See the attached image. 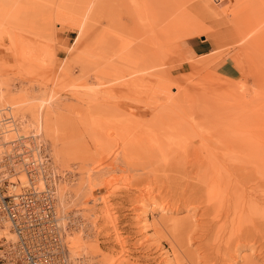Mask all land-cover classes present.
<instances>
[{
    "label": "rangeland",
    "instance_id": "rangeland-1",
    "mask_svg": "<svg viewBox=\"0 0 264 264\" xmlns=\"http://www.w3.org/2000/svg\"><path fill=\"white\" fill-rule=\"evenodd\" d=\"M1 95L86 264H264V0H0Z\"/></svg>",
    "mask_w": 264,
    "mask_h": 264
},
{
    "label": "built area",
    "instance_id": "built-area-1",
    "mask_svg": "<svg viewBox=\"0 0 264 264\" xmlns=\"http://www.w3.org/2000/svg\"><path fill=\"white\" fill-rule=\"evenodd\" d=\"M7 147V145H5ZM0 153V264H72L68 259L65 231L55 213L53 164L48 148L41 143V162L33 161L30 149ZM23 151V152H22ZM22 166L26 184L18 180ZM54 177H53V176ZM43 179V186L38 179ZM10 236V237H9Z\"/></svg>",
    "mask_w": 264,
    "mask_h": 264
},
{
    "label": "bare ground",
    "instance_id": "bare-ground-1",
    "mask_svg": "<svg viewBox=\"0 0 264 264\" xmlns=\"http://www.w3.org/2000/svg\"><path fill=\"white\" fill-rule=\"evenodd\" d=\"M34 112H35V110H34ZM47 113H49V112L47 111ZM29 116L32 119H30L29 122H27L26 119H25L26 123L24 122V118L23 119H17L18 117H16V115H14V105L13 104L7 105L5 103V101H4V99L2 98V95L0 96V153L3 152V149L2 148H4L5 151H7L8 153H13L16 150H17V153H20L21 150H24L23 149V147H24L26 149H30L31 157H33V161H35V162L39 161V163H40L41 162V158L39 156V152L41 151L40 147H41V143L44 144V145H46L45 142L41 139V137H39V135H31L30 136V135H25V133H22V132H26L29 129L32 130V131H34L36 129L35 128L36 125H38V127L40 129L37 128V130L39 129V130H41V132L43 131L52 140V143L54 144V147L56 148V151H55V152H57L56 153V156L58 158L60 157L61 160H62V158L64 159L67 156L68 151L64 149V146H63V143H62L63 141L61 142V133L62 132L60 130V125H59V123L57 121V118L54 117L52 114H46V118H44L42 112L41 111H38V110H37L36 113L30 114ZM250 128H252V127H250ZM239 129H240V127H239ZM250 130H252V129H250ZM256 130H258V128ZM253 134H255V133H253ZM256 135H257V133H256ZM256 135H254V136H256ZM254 136H252V138ZM222 139H223V137L220 138V140H222ZM245 140H243V142ZM223 142H225V140ZM226 142H225V145L228 144V142H227V144H226ZM240 142L242 143V141H240ZM245 144L246 145L247 144L249 145V143H245ZM5 145H7V147ZM46 147H47V145H46ZM47 151H49V148H48ZM49 156L51 158V162H52L53 167H54L53 168V174H54V176L57 179L54 182V184H55V196H56V203H55V213H56V217L58 218V222L61 220L60 221V225H63V223L67 225L66 222L67 221H70L69 220L70 219L69 213H72V212L65 213V212H63L62 209H67L71 205L79 204L81 201H83V198L85 197V195H84L83 192H80V191H78L77 194H73V195L72 194H68L66 196V194H64L60 198V203L62 205V208H61V205L59 203V186H60V183H61V178L59 176L58 169H57V167L55 166V164L53 162V159H52V156H51L50 151H49ZM21 160L23 161V163H21L20 166L18 167L20 169V174L18 175V178L17 179L13 180V182H15L16 180H18L21 184H26L27 183V180H28V177H27V174L26 173L25 174L23 173L25 171L23 170L22 166H23V164L25 162H27L28 157L21 158ZM71 177H72V174H71ZM71 177L70 176H67V179L69 181H72L71 180L72 179ZM38 184L41 187L43 186V179L41 177H39V179H38ZM73 216H75V214H73ZM74 221H76V220H74ZM237 221H239V224L238 225L241 224V226L246 223V221H242L241 220L240 216H239V218H238ZM73 222H71V223H73ZM81 222H83V221H81ZM80 223L78 224V222H77V224L75 225L77 228L75 227V230L76 229L79 230L80 226L84 222L82 224H80ZM173 223L175 224L176 227L181 224L180 222H173ZM74 224H75V222H74ZM252 225H254V223H252ZM180 226L177 227V228L181 229L182 227H180ZM64 228H65V226H64ZM70 229H71V225H70V227L67 226V230L65 231V235L67 234V232H69ZM240 229H242V228H240ZM235 230H237V229L235 228ZM69 235H70V233H69ZM78 236H80V235H78ZM66 237H67V235H66ZM81 240L82 239L81 238L79 239V237H76L74 239V236H73V238L72 237L69 238V240L68 241H65V243H64L65 244L64 247L66 246V249H67L68 259L72 262V264H74V263H73V259L71 258L70 253L73 256L76 254L75 255L76 258H78V257L80 258L81 257L80 254L82 253L81 251L84 250V248H85V246H83V244H80V241ZM81 260H82V262H84V264H86L85 263V259L84 260L81 259ZM79 264H81V263H79Z\"/></svg>",
    "mask_w": 264,
    "mask_h": 264
},
{
    "label": "crops",
    "instance_id": "crops-1",
    "mask_svg": "<svg viewBox=\"0 0 264 264\" xmlns=\"http://www.w3.org/2000/svg\"><path fill=\"white\" fill-rule=\"evenodd\" d=\"M225 73L226 74H228V75H230V76H233V74H234V70H233V67H231V66H227V68H225Z\"/></svg>",
    "mask_w": 264,
    "mask_h": 264
}]
</instances>
